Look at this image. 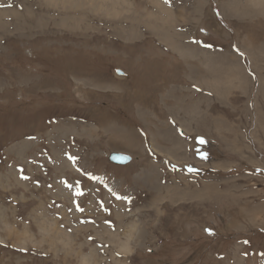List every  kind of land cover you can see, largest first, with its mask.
<instances>
[{"label": "rangeland", "instance_id": "374dc122", "mask_svg": "<svg viewBox=\"0 0 264 264\" xmlns=\"http://www.w3.org/2000/svg\"><path fill=\"white\" fill-rule=\"evenodd\" d=\"M159 1L0 0V264H264V0Z\"/></svg>", "mask_w": 264, "mask_h": 264}, {"label": "bare ground", "instance_id": "6f19581e", "mask_svg": "<svg viewBox=\"0 0 264 264\" xmlns=\"http://www.w3.org/2000/svg\"><path fill=\"white\" fill-rule=\"evenodd\" d=\"M35 2L37 1V4H39L40 5V3H41V5H42V7H46V8H55V7H59L60 9H61V11H62V13H59V14H63V12L64 13H66V17H67V13L68 12H70L69 13V16L72 14V12L71 11H73L72 9H70L69 7V5L71 4H80V2H81V0H34ZM88 1H91V0H88ZM92 1H94V0H92ZM106 1L107 0H101V6H106L107 4H106ZM158 1V0H157ZM259 1V0H258ZM261 1V0H260ZM259 1V2H260ZM32 2H33V0H32ZM262 2V1H261ZM264 2V1H263ZM262 2V3H263ZM28 3L29 2H26V5L24 6V10H25V12H28V11H26V6H28L29 7V5H28ZM159 4H161L162 6H163V10L164 11H161L162 13L163 12H166L167 13V18H166V20L168 19V22H170V23H172V16L174 15V14H172V13H174L173 12V9L174 10H177V8H175V7H173V6H170V5H166V4H164V2L163 1H159L158 2ZM34 4V3H33ZM36 4V3H35ZM36 4V5H37ZM96 3L94 2V4L93 5H95ZM115 4V3H114ZM117 4V3H116ZM33 6V8H34V10L35 9H37V11H38V9L39 10H41V8H39V5H38V7L37 6ZM118 5V4H117ZM85 6V5H84ZM27 7V8H28ZM108 7V6H107ZM109 7H111V6H109ZM32 8V7H31ZM77 8V7H76ZM76 8H74V9H76ZM93 8V11L95 12V11H99V10H97V8L94 6V7H92ZM100 8H102V7H100ZM263 8V7H262ZM28 9H30V8H28ZM27 9V10H28ZM111 9H113V8H111ZM264 9V8H263ZM23 10V11H24ZM31 10V9H30ZM54 10V9H53ZM64 10V11H63ZM114 10V9H113ZM32 11V10H31ZM46 11H47V9H46ZM51 11H52V9H51ZM82 12L83 10H80V9H76L75 10V12H74V17L73 16H70V17H67V19L66 20H72V21H79V22H77V23H74V25H72V24H69V23H67V22H62L61 23V25L63 26H82V21L83 20H85L84 18H77V17H75V16H78V14H76V12ZM93 11H91V12H93ZM102 11V10H101ZM105 11H108V10H105ZM158 11V10H157ZM12 12V10L10 11V12H7V13H5V14H7V15H13V14H15L16 13V11L15 12H13V13H11ZM18 12V11H17ZM93 12V13H94ZM118 12V11H117ZM20 13V12H19ZM33 13V12H32ZM43 13V12H42ZM37 14L36 16H38V20H39V23H41V25L42 26H47L46 27V29L44 30L47 34H48V37H51V38H54V37H56V36H58V33H60V31H59V29H57V31L55 32L54 30H55V26L57 25V23H56V20H52V21H50V19L49 18H47V20H49V21H47V23H45L44 25H43V23H44V16L43 17H41L43 14ZM58 13V12H57ZM165 13V14H166ZM34 14V13H33ZM48 14V13H47ZM46 14V15H47ZM55 14V13H54ZM82 14H84V16L85 15H87L88 13H86L85 11H83V13ZM98 14V13H97ZM105 14V13H104ZM164 14V13H163ZM31 15V14H30ZM52 15H53V13H52ZM51 15V16H52ZM54 16V15H53ZM63 16H65V15H63ZM15 17V16H14ZM13 17V18H14ZM23 18L24 17H27V15H26V13L24 14L23 13V16H22ZM110 17V16H109ZM172 17V18H171ZM64 18V17H63ZM92 18V17H91ZM18 19H20V18H18ZM99 19V18H98ZM174 19V18H173ZM45 21H46V19H45ZM71 21V22H72ZM106 21V20H105ZM84 22V21H83ZM174 22V21H173ZM38 24V23H37ZM87 24V23H86ZM103 24V23H102ZM173 25V24H172ZM48 26H50V28H48ZM40 27V26H39ZM91 27V26H90ZM93 27V26H92ZM43 28V27H42ZM83 28V27H82ZM79 31V30H78ZM161 31V30H160ZM57 33V34H56ZM64 33V32H63ZM161 33H163V32H161ZM55 34H56V36H55ZM78 35H80V33H77V35H75V36H78ZM160 35V34H159ZM40 36V35H39ZM42 36V35H41ZM74 36V37H75ZM61 37H66L67 38V36L66 35H61ZM173 39V38H172ZM86 40V39H85ZM174 40V39H173ZM174 46V45H173ZM184 46V45H183ZM182 47V46H181ZM185 47V46H184ZM185 48H187V47H185ZM184 49V48H183ZM189 49H191V48H189ZM187 50V49H186ZM185 50V52H187ZM201 51V50H200ZM179 53L181 52V51H178ZM184 52V51H183ZM184 52V53H185ZM197 52V51H196ZM194 54V53H193ZM196 54V53H195ZM185 55V54H184ZM44 228V227H43ZM48 228V227H47ZM9 230H10V234H13V233H15V238H19V240H21V239H23V237H24V239H26V236H25V233L24 232H19V231H15L14 229H12V227L9 225ZM28 234V233H27ZM30 235V234H29ZM29 235H27V236H29ZM84 257V256H83ZM83 259H85V257L83 258Z\"/></svg>", "mask_w": 264, "mask_h": 264}, {"label": "water", "instance_id": "95a60500", "mask_svg": "<svg viewBox=\"0 0 264 264\" xmlns=\"http://www.w3.org/2000/svg\"><path fill=\"white\" fill-rule=\"evenodd\" d=\"M122 74V72H121ZM131 156L121 152H112L109 155V160L115 164H126L131 160Z\"/></svg>", "mask_w": 264, "mask_h": 264}, {"label": "crops", "instance_id": "0c3cea01", "mask_svg": "<svg viewBox=\"0 0 264 264\" xmlns=\"http://www.w3.org/2000/svg\"><path fill=\"white\" fill-rule=\"evenodd\" d=\"M249 15L252 16L251 13H250ZM179 37H180V38H178V37L175 38V40L178 41L177 43H182V45H184V46H186V47H187V46H188V47H192V46H189L187 43H186V44L183 43L182 40H184V39H183L184 36H183L181 33L179 34ZM184 42H185V41H184ZM197 49H198V48H197ZM199 50H201V49H199ZM172 51H173V56H174L173 59H174V60H176V61H178V60H182L183 57L181 56V54H180L178 51H177L178 53H177L176 50H174V49H172ZM204 53H205V52H204ZM205 54H206V53H205ZM184 61H186L185 58L183 59V62H184ZM168 65H171V63H169ZM171 66H172V65H171ZM183 78H184V80H186V77H183ZM260 79H261V77H260ZM180 89H181V88L179 87L178 90L180 91ZM180 92H181V91H180ZM186 102H187V101H186ZM176 135H177V134H176ZM180 143H182V141H180ZM123 165H124V164H123Z\"/></svg>", "mask_w": 264, "mask_h": 264}, {"label": "snow or ice", "instance_id": "6c2138e0", "mask_svg": "<svg viewBox=\"0 0 264 264\" xmlns=\"http://www.w3.org/2000/svg\"><path fill=\"white\" fill-rule=\"evenodd\" d=\"M166 2H167V0H166ZM201 142L203 143V140H201ZM26 178H27V177H25V179H26ZM208 231H209V232H211V230H210V229H209Z\"/></svg>", "mask_w": 264, "mask_h": 264}]
</instances>
